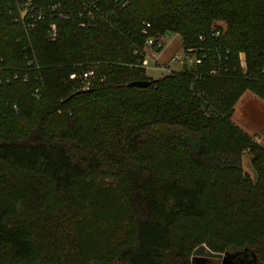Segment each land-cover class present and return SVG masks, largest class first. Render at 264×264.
I'll return each mask as SVG.
<instances>
[{
    "label": "trees",
    "instance_id": "16d2710c",
    "mask_svg": "<svg viewBox=\"0 0 264 264\" xmlns=\"http://www.w3.org/2000/svg\"><path fill=\"white\" fill-rule=\"evenodd\" d=\"M107 1L96 27L45 21L29 50L0 0V59L39 66L0 90V264H219L202 257L243 251L264 264V147L232 121L245 92L264 100V0H137L149 11L119 15ZM167 33L203 66L153 80L139 54Z\"/></svg>",
    "mask_w": 264,
    "mask_h": 264
},
{
    "label": "built area",
    "instance_id": "2783aa9c",
    "mask_svg": "<svg viewBox=\"0 0 264 264\" xmlns=\"http://www.w3.org/2000/svg\"><path fill=\"white\" fill-rule=\"evenodd\" d=\"M102 0H4L9 17L13 23L20 25L26 36L28 37V44L26 49L32 50L30 36L38 29V27L48 20L72 22L75 23L79 29L85 30L96 27L98 23L108 17V12L100 5ZM150 25H146V29ZM225 25L218 23L214 28V36L220 38L225 33ZM146 31L144 30L143 34ZM48 36L50 41H55L57 37V24L53 23L49 26ZM166 43L164 37L159 40L148 39L145 44L146 50L151 51L150 57L146 56L142 51L138 66L145 70V76L149 77L148 71L149 61L155 62L152 70L161 71L166 75H172L174 72L169 70L166 66L159 63L158 56L165 50ZM213 64V68L209 71V75L219 76L220 74V59H217ZM171 63L186 67L187 69L195 66H203V61L194 55L193 50L184 52V54L176 53L171 58ZM240 65L245 70L247 68L245 56L240 55ZM26 68L7 67L3 59H0V90L4 85L14 82L27 83L31 79L30 69L33 67L39 69L36 57L32 54L26 62ZM150 78V77H149ZM201 77L198 76L197 79ZM75 79V75L71 76ZM94 73L87 72L83 74L82 84L80 90L89 91L93 86ZM193 89V88H192ZM38 93V91L36 92ZM2 102L0 99V108ZM16 110V107H14Z\"/></svg>",
    "mask_w": 264,
    "mask_h": 264
},
{
    "label": "crops",
    "instance_id": "0c3cea01",
    "mask_svg": "<svg viewBox=\"0 0 264 264\" xmlns=\"http://www.w3.org/2000/svg\"><path fill=\"white\" fill-rule=\"evenodd\" d=\"M166 51L167 44L165 50L158 56L164 65H167L176 54L167 56ZM232 121L244 133L264 147V100L252 92H245L236 103Z\"/></svg>",
    "mask_w": 264,
    "mask_h": 264
},
{
    "label": "rangeland",
    "instance_id": "374dc122",
    "mask_svg": "<svg viewBox=\"0 0 264 264\" xmlns=\"http://www.w3.org/2000/svg\"><path fill=\"white\" fill-rule=\"evenodd\" d=\"M118 1L119 0H113V2H112V0H111V1H107L106 2V4H107L106 7H107V9L109 10V12L112 15H119V12L120 13L121 12H125L126 9H128V8L130 9V5L133 7V9L137 8L136 10H138V9L140 10L142 8H146L147 11H149L148 8H147L148 7L147 5H145L143 7L141 4H139L137 2V0L136 1H134V0H126V2L122 6H119V7L116 5V3ZM164 42L167 44V51H166V55L167 56H170V55H172L174 53L184 54L185 51L183 50L182 39H181V36L179 34L167 33L164 36ZM193 49L196 50L195 48H190L189 50H193ZM143 52L145 53L146 56L150 57L149 56V55H151V51L150 50L144 49ZM167 59H168V57H167ZM159 63L161 65H164L162 60H159ZM154 66H155V62L150 60L149 61L150 70L148 71V74H149V77L151 79L157 80V79H159V78H161V77L166 75V73H164V72L152 70L154 68ZM164 66H166L172 72H180L182 70L181 66H179L178 64H173L171 62H168V64L167 65L165 64ZM241 69H243V68L241 67ZM243 168H244V171H245L246 174H248L252 179H255V173H254V171L252 169L250 158H249V156L247 154H245L244 157H243ZM196 257H199V256L196 255ZM202 258L203 259H208V260L218 261V263L221 264L222 259H223V255L220 256L219 258H212V257H210L208 255L203 256Z\"/></svg>",
    "mask_w": 264,
    "mask_h": 264
},
{
    "label": "water",
    "instance_id": "95a60500",
    "mask_svg": "<svg viewBox=\"0 0 264 264\" xmlns=\"http://www.w3.org/2000/svg\"><path fill=\"white\" fill-rule=\"evenodd\" d=\"M152 85L151 81H135L128 85L129 88L144 89ZM255 256L247 251L236 253H225L221 264H252Z\"/></svg>",
    "mask_w": 264,
    "mask_h": 264
}]
</instances>
